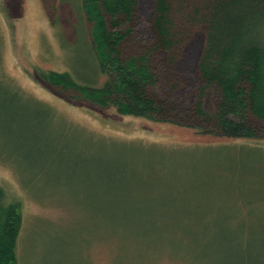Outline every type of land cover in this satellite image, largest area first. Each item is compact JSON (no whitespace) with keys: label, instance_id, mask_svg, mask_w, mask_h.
<instances>
[{"label":"rangeland","instance_id":"obj_1","mask_svg":"<svg viewBox=\"0 0 264 264\" xmlns=\"http://www.w3.org/2000/svg\"><path fill=\"white\" fill-rule=\"evenodd\" d=\"M81 4L0 0V188L5 202L22 204L19 264H114L121 239V264H216L228 245L239 243V232L249 230L256 260L264 219L250 225L241 218L264 215V133L260 139L229 138L200 130L196 120L175 124L121 115L45 83L39 70L94 77L92 24ZM153 10L154 0H141L127 45L134 54L153 47ZM195 37L179 70L187 83L184 102L194 105L205 89L197 72L203 41ZM160 54L154 52V61L163 70ZM213 98L206 90L207 109ZM106 140L165 152L151 159L146 150H115ZM111 160L118 162L114 169ZM110 171L148 191L124 195L117 214L129 218L122 220L120 240L109 238ZM209 214L217 229L204 239L207 228L197 221ZM219 229L232 231L230 243L218 241Z\"/></svg>","mask_w":264,"mask_h":264},{"label":"trees","instance_id":"obj_2","mask_svg":"<svg viewBox=\"0 0 264 264\" xmlns=\"http://www.w3.org/2000/svg\"><path fill=\"white\" fill-rule=\"evenodd\" d=\"M140 5L141 0H82V10L92 24L94 77L79 78L80 81L67 71L39 70L40 78L59 91L74 90L96 105L114 107L121 115L175 124L196 120L200 130L215 136L260 139L259 135L264 133V0H154L153 47L141 55L130 52L127 46L136 31L135 17ZM197 34L203 41L197 72L205 89L194 105L184 102L187 83L179 70L188 60L192 38ZM154 52L164 55L163 70L156 65ZM99 77H105L101 84ZM208 89L214 94L210 109L205 107L204 100ZM32 100L41 106L46 117H54L47 105ZM106 141L115 150H146L151 159L160 158L165 152L158 146ZM109 163L112 169L118 165L113 160ZM112 171L106 184L112 196L108 201L109 238L120 240L118 233L125 226L122 220L129 218L117 214L126 204L124 195L148 191L143 193L137 188L139 182L128 181L123 172ZM212 217L205 215L197 221L207 228L202 234L204 239L210 238L211 228L217 229L215 220L211 227ZM240 218L236 216L237 220ZM263 219L264 215L258 213L242 216L241 223L253 225ZM23 224L21 201L5 202L0 188V264H19ZM231 233L219 229V236L217 231L214 236L230 243ZM238 239L239 243L224 249L216 264H264L260 259L264 240L258 244L254 260L250 254L255 242L252 230L239 232ZM122 244L121 239L114 264H121L118 259H122Z\"/></svg>","mask_w":264,"mask_h":264}]
</instances>
